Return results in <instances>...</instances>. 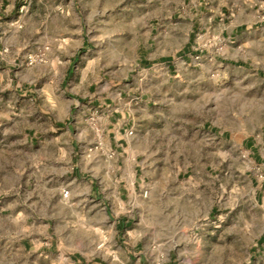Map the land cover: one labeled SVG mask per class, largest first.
<instances>
[{"label": "rangeland", "instance_id": "rangeland-1", "mask_svg": "<svg viewBox=\"0 0 264 264\" xmlns=\"http://www.w3.org/2000/svg\"><path fill=\"white\" fill-rule=\"evenodd\" d=\"M197 3L198 0L54 1L56 29L49 47L55 48L61 58H54L53 75L22 86L25 76L23 70L17 69L15 81L20 84L17 90L28 96L55 90L72 98L71 109L61 107L59 126H69L73 143L56 145L47 130V117L31 107L25 106L23 113L16 109L6 113L0 128V197L9 182L36 187V193L22 195L35 199L21 207L29 217L25 218L27 224L32 221V235L43 232V221L51 224L58 207L61 213L55 216L59 220L56 228L67 230L63 218L71 208L73 246L88 255L90 261L102 258L108 264H264V194L259 205L255 201V184L264 182L263 173L241 157H197L199 150H214L217 140L211 131L232 129L239 133L243 122L254 128L264 117L241 113L239 105L232 104L230 89L252 92L256 81L238 65L216 63L225 49L221 37L204 29L190 31L209 16ZM32 5L45 19L52 3L39 0ZM189 41H193V52L186 55ZM196 54L200 59H195ZM68 56L72 57L69 69L63 59ZM11 88L4 87L5 91ZM184 97L193 105L182 106ZM112 113L127 122V136L134 133L130 127L133 115L143 132L155 131V137L163 134L169 156L131 157L129 152V157H116L114 147L102 145L100 117ZM176 147L184 154L171 155ZM69 153L71 162L59 159L69 157ZM20 164L25 170L16 176L10 167ZM59 164L61 169L52 171ZM71 169L73 172L68 173ZM43 185L50 190L38 194ZM95 185L102 193L95 194ZM90 186L91 194L84 193ZM73 188L80 191L71 195ZM101 196L111 216L123 214L132 222L131 236L124 234L123 249L116 257L108 252L111 243L92 236L89 218L84 216V210L91 212L95 199ZM150 203L152 212L148 209ZM151 214L153 220L154 214H165V218L150 236L142 225ZM7 215V210L0 209V230Z\"/></svg>", "mask_w": 264, "mask_h": 264}, {"label": "crops", "instance_id": "crops-1", "mask_svg": "<svg viewBox=\"0 0 264 264\" xmlns=\"http://www.w3.org/2000/svg\"><path fill=\"white\" fill-rule=\"evenodd\" d=\"M37 1L39 0H0V128L5 121L3 117L6 113L15 109L23 113L25 106L31 107L35 113L44 114L47 117V130L51 132V139L56 142V145L61 142L63 146H71L73 140L69 126L61 128L59 125L62 115L61 107L71 109L72 98L64 92H55V90L45 91V94L35 92L29 96L17 90L20 84H16L15 70H23L25 77L22 78L21 84L24 86L38 77L53 75L54 58L57 60L61 58V54H57L55 48L49 47L50 39H53L56 29V15L53 11L55 0H46L52 3V6L51 11L45 14V19L41 18L37 8H33L32 3ZM197 6L206 9L209 16L202 24H194L190 31L194 33L199 29H204L221 37L225 41V49L224 54L217 57L216 63L221 66L238 65L247 74L252 75L256 81L255 88L251 89L252 92L241 90L238 93L237 90L230 89L228 96L234 97L232 104L239 105L241 113L264 115V19L260 18V15L264 13V0H198ZM41 35L47 39L46 42H43ZM40 49H46V62L32 66L26 65V55L40 51ZM187 49L186 55L193 52V41H189ZM71 58V56L67 59L63 58L67 69L72 63ZM5 86L12 88L5 91ZM26 96H28L27 99ZM238 97H245L246 100L237 101ZM180 104L188 106L193 105V102H188L187 97H184ZM42 106L46 108L40 109ZM111 115L105 118L100 117L102 145L114 147L116 157H129V152L132 153L131 157H139L141 154L143 157L169 156L168 146L162 140L163 134L158 133V137H155V131L150 132L147 129V132H143L136 125L137 121L133 115L130 127L134 128V133L132 136H127V122L117 118V114L112 113ZM239 129V133L232 129H224L218 133L211 131L215 141L217 140L213 147L214 150L208 153H202L199 150L197 157H241L248 165H257L264 175V117L262 121L256 123L254 128L247 122H243ZM183 154L184 151L178 150L177 147L171 153L174 157ZM60 158L71 162L73 157L69 153V157ZM154 166L157 167V163ZM61 167L59 164L51 169L55 172ZM35 168L39 169L40 165ZM10 169L15 170L16 176L18 172L25 170L23 164L16 165L15 168L10 167ZM72 172L73 169L68 171V173ZM60 173L62 174L63 170ZM8 177L7 174L6 178ZM134 177H136L135 174ZM28 178L29 182L31 177L28 176ZM74 178L73 183L75 184L76 177ZM32 180L34 183L33 178ZM9 183L2 190L3 195L0 197V209L7 210L8 213L5 224L0 230V264H108L102 258L90 261L88 255L73 246L71 217L74 210L71 208L63 218L67 230L61 231L56 228L59 220L55 216L61 213V207H58L54 210L55 214L52 215L51 224L43 221L41 223L43 232L32 235V221L27 224L26 219L29 217L23 214L21 207L26 201L35 199H28L22 195L29 192L36 193L37 189L34 185L28 188L27 184L26 186L17 184L18 181ZM92 188V186L85 187L84 193L91 194ZM38 190L39 194L40 191L46 193L50 189L43 185ZM78 191L80 189L73 188L71 195ZM95 191L96 195L102 193L100 186L97 185H95ZM263 194L264 182H257L255 184L256 205L260 204ZM95 202V207L91 212L86 207L84 210L85 219L89 218V230L92 236H98V239L111 243L109 246L111 250L108 249V252L111 251L116 257L123 249L121 239L124 234L131 236L132 222L123 214L111 216L103 206V196L97 197ZM148 209L151 212L154 211L152 203L148 205ZM164 218L165 214H154V220L152 214L149 215V219L143 222V229H148L150 236L154 235L155 226L163 225ZM132 241H135V238ZM127 253L131 254L129 249Z\"/></svg>", "mask_w": 264, "mask_h": 264}, {"label": "built area", "instance_id": "built-area-1", "mask_svg": "<svg viewBox=\"0 0 264 264\" xmlns=\"http://www.w3.org/2000/svg\"><path fill=\"white\" fill-rule=\"evenodd\" d=\"M260 18L261 19H264V13H262L260 15ZM195 49L196 50L199 49L200 52H202V49L200 47H196ZM45 50L38 51V52L28 53L26 55V58H25L26 65L32 66V65H35L37 63H44V62H46V51ZM195 59H197V60L200 59V55L199 54H196ZM67 194H68V191H65L64 192V196H67Z\"/></svg>", "mask_w": 264, "mask_h": 264}]
</instances>
